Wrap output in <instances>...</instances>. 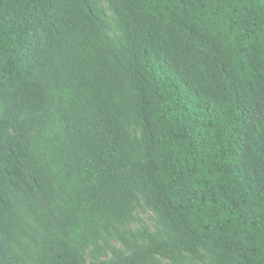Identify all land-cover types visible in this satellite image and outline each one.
<instances>
[{"label":"trees","instance_id":"16d2710c","mask_svg":"<svg viewBox=\"0 0 264 264\" xmlns=\"http://www.w3.org/2000/svg\"><path fill=\"white\" fill-rule=\"evenodd\" d=\"M94 1L0 0V264H264V0Z\"/></svg>","mask_w":264,"mask_h":264},{"label":"rangeland","instance_id":"374dc122","mask_svg":"<svg viewBox=\"0 0 264 264\" xmlns=\"http://www.w3.org/2000/svg\"><path fill=\"white\" fill-rule=\"evenodd\" d=\"M92 3H94V0H91ZM96 7L103 9L106 14H109V10L107 9V6L105 3L98 2L96 4ZM36 30V27L34 25L30 26L29 32L30 34H33V32ZM137 221L132 224V228L134 230L136 229H147L149 231H153L154 229V218L155 213L149 209V208H137L136 212ZM153 264H170L169 261L165 258H162L160 256L155 257V262ZM182 264V263H179Z\"/></svg>","mask_w":264,"mask_h":264}]
</instances>
